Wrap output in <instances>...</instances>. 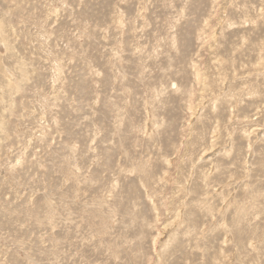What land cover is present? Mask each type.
Segmentation results:
<instances>
[{"label":"rangeland","instance_id":"obj_1","mask_svg":"<svg viewBox=\"0 0 264 264\" xmlns=\"http://www.w3.org/2000/svg\"><path fill=\"white\" fill-rule=\"evenodd\" d=\"M0 264H264V0H0Z\"/></svg>","mask_w":264,"mask_h":264},{"label":"bare ground","instance_id":"obj_2","mask_svg":"<svg viewBox=\"0 0 264 264\" xmlns=\"http://www.w3.org/2000/svg\"><path fill=\"white\" fill-rule=\"evenodd\" d=\"M5 111V110H4Z\"/></svg>","mask_w":264,"mask_h":264}]
</instances>
